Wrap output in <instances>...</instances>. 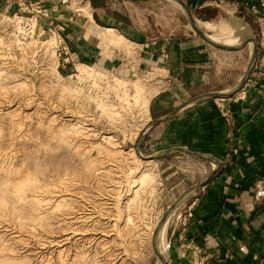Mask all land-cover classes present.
I'll use <instances>...</instances> for the list:
<instances>
[{
  "label": "rangeland",
  "instance_id": "rangeland-1",
  "mask_svg": "<svg viewBox=\"0 0 264 264\" xmlns=\"http://www.w3.org/2000/svg\"><path fill=\"white\" fill-rule=\"evenodd\" d=\"M124 3L148 41H199L220 71L235 69L239 54L200 37L179 2ZM91 5L0 0V264L162 263L154 232L178 199L162 158L144 159L159 155L151 103L170 67L151 58L152 46L95 25ZM203 11L193 13L213 24L201 29L215 42L229 46V33L230 47L256 40L239 13Z\"/></svg>",
  "mask_w": 264,
  "mask_h": 264
},
{
  "label": "crops",
  "instance_id": "crops-1",
  "mask_svg": "<svg viewBox=\"0 0 264 264\" xmlns=\"http://www.w3.org/2000/svg\"><path fill=\"white\" fill-rule=\"evenodd\" d=\"M184 1L194 12L222 7L239 13L241 28L258 31L245 0ZM116 2L91 5L95 25L152 46L151 58L167 61L171 70L168 88L152 100V118L160 122L150 129L157 153L166 154L165 181L175 185L176 199L185 196L161 228L166 225L165 264H264V82L249 81L252 65L239 92L208 96L240 85L251 61L244 68L247 46L228 52L239 54L235 69L220 71L199 41H148L147 32L135 28L133 5ZM230 34L222 40L232 46Z\"/></svg>",
  "mask_w": 264,
  "mask_h": 264
},
{
  "label": "water",
  "instance_id": "water-1",
  "mask_svg": "<svg viewBox=\"0 0 264 264\" xmlns=\"http://www.w3.org/2000/svg\"><path fill=\"white\" fill-rule=\"evenodd\" d=\"M118 1L139 3V2H148V1H152V0H118ZM175 1L179 2L183 6V8L185 9V11L187 12L188 17H189V21H190L193 29L195 30V32L198 33L200 35V37H202L205 41H207L208 43H210L214 47L219 48V49H222V50L227 51V52H236V51H239V50L244 49L249 44L248 42H246V43H244V45L242 47H239L238 48V47H230V46H226V45H222V44H218V43L213 42L211 39H209V37L203 32V30L199 26V22H198V20H197V18L195 16V14L193 13V11L191 10V8L189 7V5L184 0H175ZM253 43L255 45L254 51H253V55L251 57V61H250L249 67H248V71H247L246 75L244 76V78L242 79L240 85H238V87L236 89H234L230 93H226V94H223V93H211V94H208V96H211V97H219V96L226 97V96H231V95L236 94L237 92H239V90L242 88V86L249 79L250 70H251L252 65H253V63L255 61V58H256V53H257V51H256V41L254 40ZM158 122H160V121L159 120L158 121L157 120L152 121V123H151L150 126H153V125L157 124ZM137 148H138V145H137ZM165 155L166 154H159V155H156V156H153V157H149V158H151L153 160H157V159L163 158ZM197 187L198 186H196L195 188H193L191 191H193ZM184 198H185V196H183L182 198H180L170 208V210L167 212L166 216L161 220V222L156 227L155 232H154V235H157L159 233V231L161 230V228L164 225L165 221L167 220V217L169 216V213H171L172 211H174L179 206V204L183 201ZM153 245L155 247V243ZM162 264H165L163 258H162Z\"/></svg>",
  "mask_w": 264,
  "mask_h": 264
},
{
  "label": "built area",
  "instance_id": "built-area-1",
  "mask_svg": "<svg viewBox=\"0 0 264 264\" xmlns=\"http://www.w3.org/2000/svg\"><path fill=\"white\" fill-rule=\"evenodd\" d=\"M243 9L256 21L258 31L256 33V58L253 64L254 78L249 79L253 83L264 82V0H245ZM187 216H184V221Z\"/></svg>",
  "mask_w": 264,
  "mask_h": 264
},
{
  "label": "bare ground",
  "instance_id": "bare-ground-1",
  "mask_svg": "<svg viewBox=\"0 0 264 264\" xmlns=\"http://www.w3.org/2000/svg\"><path fill=\"white\" fill-rule=\"evenodd\" d=\"M178 7V6H177ZM85 10L87 9L86 8V6H85V8H84ZM91 11V10H90ZM87 12V11H86ZM89 12V11H88ZM89 13H91V12H89ZM89 16V15H88ZM90 17V16H89ZM92 19V18H91ZM93 21V20H92ZM199 26L200 27H202V28H204L203 30H212L213 29V24H209V23H201V22H199ZM107 31H112V29H110V28H107L106 29ZM220 30V29H219ZM241 30H243L242 32H244V34L246 33V30H245V28H241ZM113 33V32H112ZM113 35V34H112ZM112 37V36H111ZM209 37V39H211L213 42H215V40H218L219 38H221V37H215L214 35H209L208 36ZM215 43H217V42H215ZM218 44H220V43H218ZM251 45H252V52L254 51V43L252 42V40H251ZM145 161H154L153 159H151V158H145L144 159ZM145 175V174H144ZM166 225L164 226V228L162 229V236H163V245H164V247H165V238H166ZM158 235V234H157ZM157 235H154V238H155V249L157 250V248H156V240H157ZM64 239V238H63ZM66 240V239H65ZM158 251H159V248H158ZM61 262V261H60Z\"/></svg>",
  "mask_w": 264,
  "mask_h": 264
},
{
  "label": "trees",
  "instance_id": "trees-1",
  "mask_svg": "<svg viewBox=\"0 0 264 264\" xmlns=\"http://www.w3.org/2000/svg\"><path fill=\"white\" fill-rule=\"evenodd\" d=\"M91 3H92V5H93V7L98 8V7H100V6L104 3V0H103V1H102V0H91ZM211 11L214 13L213 10H211ZM203 12H204V11H196L195 14H196L198 17H200V18H205L206 16L203 14ZM215 15H216V17H217L216 12H215Z\"/></svg>",
  "mask_w": 264,
  "mask_h": 264
}]
</instances>
